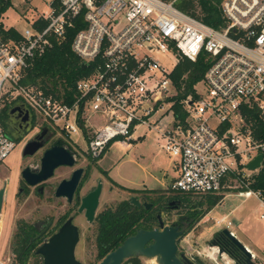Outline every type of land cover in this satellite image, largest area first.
Returning a JSON list of instances; mask_svg holds the SVG:
<instances>
[{"label":"built area","instance_id":"obj_1","mask_svg":"<svg viewBox=\"0 0 264 264\" xmlns=\"http://www.w3.org/2000/svg\"><path fill=\"white\" fill-rule=\"evenodd\" d=\"M180 1L44 0L46 10L26 18L22 32L6 26L1 12L0 107L23 102L38 126L57 129L72 145L71 135L79 134L93 158L114 140L127 146L143 137L133 135L146 126L145 133L156 134L178 168L167 189L255 196L264 218V190L250 186L264 168V132L259 128L264 123V0H222L223 23L217 27L179 8ZM6 2L11 4L0 0V7ZM78 16L85 26L75 33L71 49L90 68L76 81L73 100L23 84L32 60L51 46V38L64 40ZM40 20L47 24L40 27ZM10 29L15 35L3 38L2 32ZM154 52L172 59L173 68L162 65ZM200 53L209 65L194 86L195 96L182 101L184 118L176 119L172 71L183 58L195 61ZM200 84L204 95L197 89ZM14 146L0 122V166ZM258 155L259 165L249 169ZM224 224L227 229L231 225L226 216L215 220L217 226ZM215 253L218 249L205 254L213 264H235L224 253L219 262Z\"/></svg>","mask_w":264,"mask_h":264},{"label":"rangeland","instance_id":"obj_2","mask_svg":"<svg viewBox=\"0 0 264 264\" xmlns=\"http://www.w3.org/2000/svg\"><path fill=\"white\" fill-rule=\"evenodd\" d=\"M44 0H11V4L4 13L3 22L6 26L13 27L15 30L22 32L28 27L26 18H30L40 14L46 10ZM25 15V16H23ZM154 58L160 61L169 70L173 68V60L168 56L160 53H152ZM198 91L201 95L205 94V86L198 85ZM165 107L157 114L160 116L166 111ZM170 113L167 114V119ZM148 130L146 126H141L134 133L133 138L138 135H144L141 139L131 142L124 146L119 141H112L103 155L98 159L97 165L108 171L109 176L118 184L126 187H140L145 185L148 188H163L161 185L168 180L163 177V173L168 164L169 157L162 150L156 134ZM73 147L81 151L85 147V143L79 134H73L70 137ZM19 148H14L4 159L0 166V188L3 179L6 182L5 207L2 214V229L0 231V264H14V256L11 251V243L16 233V227L22 220L34 223L38 219H44L51 216L52 205L55 203L51 194L47 193L44 197H40L31 188L28 194L15 195L17 193L16 178L19 169ZM169 177V176H168ZM166 179V180H165ZM57 179L51 180L56 182ZM104 189L100 197L98 210L105 205L114 203L119 199H125L130 192L125 189L114 188L110 191V181L102 177ZM166 188V187H164ZM163 191L162 189H160ZM159 190V191H160ZM223 198L213 208L203 214L189 229L185 231V235L179 242L180 248L187 255L193 256L197 254L206 264L213 262L206 257V253L211 252V238L215 232L223 229L222 226L215 225L218 216L227 215V221L231 222L228 226L229 231H233L236 238L244 245L253 243L264 256V218H260L263 209L260 201L255 197H243L237 195L236 192L230 194L222 193ZM203 205L202 209L205 210ZM177 211L172 208L171 212L165 216L167 225H171L176 220ZM245 246V245H244ZM216 254V253H215ZM219 262L222 258L216 254ZM38 258H30V264H38ZM255 263H259L257 260Z\"/></svg>","mask_w":264,"mask_h":264},{"label":"flooded vegetation","instance_id":"obj_3","mask_svg":"<svg viewBox=\"0 0 264 264\" xmlns=\"http://www.w3.org/2000/svg\"><path fill=\"white\" fill-rule=\"evenodd\" d=\"M15 102L18 101L4 104L0 107V111L1 108L5 109L4 115L1 117L4 130L14 139V148H19L20 162L18 176L16 178L17 193L15 195L20 196L28 194L32 188L35 194L40 197H44L47 193L51 194V197L55 201L52 205L53 212L51 216L38 219L34 223L22 220L16 227V230L30 232L28 242L26 244L23 243V249L28 251L29 259L36 257L39 260L38 264H42V256L36 253L37 247L68 223V225L74 226L78 233V241L74 249L75 258L81 264H100L108 254L121 246L126 238L135 235L138 231H149L154 228L160 230L159 221L162 222L163 226H166L165 216L171 212L172 208L175 209L177 213L176 220L173 221L171 225H176L180 229H183L182 234L177 240V256L180 257L181 254H184V251L179 246V242L185 235L188 222L181 218L182 214L179 212L180 201H171L169 191H166L167 188H159V190L162 189L163 191L157 190V192H154L156 189L146 186L142 188H132L118 184L109 176L107 170L97 165L98 159H100L103 154L98 158H93L84 149L78 151L57 129L50 126H38L31 111V123L29 128L25 126V122L22 120L10 122L8 111ZM28 144L29 146L27 147ZM34 144L41 145L32 154L28 153L33 148ZM55 147H62L69 151L74 159V164L71 166L59 165L53 169L52 176L49 179L36 186H29L22 178V170L29 167L32 171H39L44 153ZM79 168L82 169V172L71 198L68 199L67 196H56V189L61 180H68L72 173ZM102 177L110 181L111 186L108 188L110 191H113L114 188H120L127 190L130 194L127 198H121L98 210L100 197L104 189ZM53 179H57L56 182H52L51 180ZM99 182L102 183V190L93 218L89 220L86 217V208L84 207L80 210L82 198L93 191ZM4 185L6 186V182L3 179L2 186ZM155 197L163 198L161 208H158V205L155 204ZM132 198H135L138 205L133 203ZM123 201L128 202V211L126 213L132 211L135 214L134 224L132 225L133 232L125 236L121 227L112 228L102 226L101 222L103 221L99 219L100 213L116 211ZM118 213L122 216V208H120ZM213 240L216 241L220 247H224L228 250L231 248L232 254L235 251L237 255V251L224 236H217L215 232L211 238V243ZM151 243L152 240L147 241L142 246L143 248H147ZM213 248L217 250L215 247ZM188 257L196 264H199V260L203 264H206L197 254ZM119 264H159V262L156 256H147L141 252H132L128 257L123 258Z\"/></svg>","mask_w":264,"mask_h":264},{"label":"trees","instance_id":"obj_4","mask_svg":"<svg viewBox=\"0 0 264 264\" xmlns=\"http://www.w3.org/2000/svg\"><path fill=\"white\" fill-rule=\"evenodd\" d=\"M222 0H184L177 3V6L195 17L201 19L204 23L217 27L223 23L220 10ZM9 2L0 7V13L7 10ZM40 27H44L47 21H38ZM85 26L82 16H78L73 20V25L67 28L66 37L62 41H56L51 38L52 44L45 51L36 56L30 66L25 71L22 83L34 86L42 90L46 94H51L66 102H71L75 94V84L78 78L87 74L88 68H81L80 58L72 51L71 42L75 33ZM8 33L15 35V31L10 29L3 31L1 36L6 38ZM209 65L207 55L200 53L195 61L183 58L172 71V80L176 88V94L170 99L173 101L172 109L176 119H183L185 112L183 111L182 101L189 95L195 96L194 86L202 80L205 70ZM5 109L1 108V117L4 115ZM261 132H264V123L259 125ZM256 132V129H255ZM253 189L264 190V168H262L255 176L250 185ZM170 200L180 201L181 218L188 222L189 229L200 217L208 210L213 208L223 198L222 194H205L196 195L190 193L173 192L169 189ZM157 192V190H154ZM162 197H155L154 202L158 208L162 206ZM206 206L205 210L202 209ZM122 208V216L118 211ZM128 211V202L123 201L116 211L102 212L99 219L102 220V226L121 227L124 236L133 232L134 212ZM105 221V222H104ZM30 232L17 230L11 243V251L14 254V264H29L28 251L23 249V245L28 242ZM24 243V244H23ZM232 253L231 248H229ZM238 254V252H237ZM236 255V252H233Z\"/></svg>","mask_w":264,"mask_h":264},{"label":"water","instance_id":"obj_5","mask_svg":"<svg viewBox=\"0 0 264 264\" xmlns=\"http://www.w3.org/2000/svg\"><path fill=\"white\" fill-rule=\"evenodd\" d=\"M86 63H81V68L85 69ZM9 121L22 120L25 126L29 128L31 123V112L22 102H15L8 111ZM41 144H34L33 148L28 152L32 154ZM29 144L27 145V147ZM27 149V148H26ZM26 153V152H24ZM261 155H258L248 164L249 169H254L259 165ZM74 159L71 153L62 147H55L46 151L41 159L39 171H32L29 167L22 170V178L29 186H36L46 181L52 176L53 169L59 165L71 166ZM82 169H76L68 180H61L56 189V196H67L68 199L77 186ZM102 190V183L99 182L97 187L88 195L82 198L80 210L86 208V217L91 220L94 211L98 205L99 196ZM6 186L0 188V220L5 207ZM133 203L138 205L135 198ZM161 229L154 228L149 231L140 230L135 235L124 240L121 246L108 254L100 264H119L123 258L131 255L132 252H141L147 256H156L159 264H196L186 254L177 256V240L182 234L183 229L176 225L163 226L159 221ZM68 226V227H67ZM217 236H224L238 252L233 255L224 247H220L216 241H212V245L216 246L219 254H226L235 264H256L252 258L251 252L227 229L223 228L216 232ZM152 240V243L143 248V244ZM78 241V233L74 226L66 223L57 233L50 236L40 246L37 247L36 253L43 258L42 264H81L74 254L75 245ZM199 264H203L199 260Z\"/></svg>","mask_w":264,"mask_h":264},{"label":"crops","instance_id":"obj_6","mask_svg":"<svg viewBox=\"0 0 264 264\" xmlns=\"http://www.w3.org/2000/svg\"><path fill=\"white\" fill-rule=\"evenodd\" d=\"M140 138L143 139L142 137H140ZM177 174H178V168L174 164V162L169 158L168 164H167L165 171L163 173V177L166 179L168 178V180L165 181L164 183L162 181L161 185L162 186L165 185L164 187H166L170 182H172V180L177 176ZM142 187H145V185H142L140 187H134V188H142ZM222 216H226L228 218L227 215H222ZM222 216H218V217H222ZM231 232L235 237L237 236L233 231H231ZM248 243H249V245L246 243H244V245L251 252L254 262L257 260L259 263H256V264H264V256L261 254L262 252L257 247H255L253 243H250L249 241H248ZM186 254H188V253H186Z\"/></svg>","mask_w":264,"mask_h":264},{"label":"bare ground","instance_id":"obj_7","mask_svg":"<svg viewBox=\"0 0 264 264\" xmlns=\"http://www.w3.org/2000/svg\"><path fill=\"white\" fill-rule=\"evenodd\" d=\"M2 225H3V221L0 220V231L2 229ZM210 250L213 251V252H217V250H215L213 247H210Z\"/></svg>","mask_w":264,"mask_h":264}]
</instances>
